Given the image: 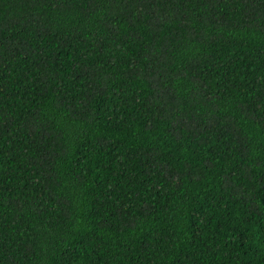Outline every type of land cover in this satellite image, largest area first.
Masks as SVG:
<instances>
[{
	"label": "trees",
	"instance_id": "16d2710c",
	"mask_svg": "<svg viewBox=\"0 0 264 264\" xmlns=\"http://www.w3.org/2000/svg\"><path fill=\"white\" fill-rule=\"evenodd\" d=\"M0 264H264V0H0Z\"/></svg>",
	"mask_w": 264,
	"mask_h": 264
}]
</instances>
